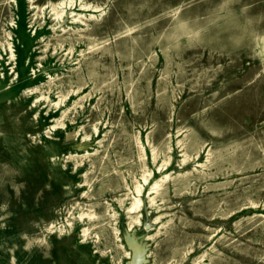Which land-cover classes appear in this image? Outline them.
Segmentation results:
<instances>
[{
    "label": "rangeland",
    "instance_id": "1",
    "mask_svg": "<svg viewBox=\"0 0 264 264\" xmlns=\"http://www.w3.org/2000/svg\"><path fill=\"white\" fill-rule=\"evenodd\" d=\"M0 264H264V0H0Z\"/></svg>",
    "mask_w": 264,
    "mask_h": 264
},
{
    "label": "bare ground",
    "instance_id": "2",
    "mask_svg": "<svg viewBox=\"0 0 264 264\" xmlns=\"http://www.w3.org/2000/svg\"><path fill=\"white\" fill-rule=\"evenodd\" d=\"M56 3V2H55ZM64 2L63 1H61V2H58L57 4H55V5H51V8L53 9V10H56V9H58L62 4H63ZM86 7H90V5L88 6V5H86L85 6V8ZM84 8V7H83ZM88 9V8H87ZM94 9V8H93ZM64 10V9H63ZM64 12V11H63ZM62 12V13H63ZM62 13H59L58 15L56 14V16L57 17H61L62 16ZM72 14H73V12H72ZM71 14V15H72ZM79 15V14H78ZM78 15H73V16H70L71 17V19L72 20H74V19H76V18H78ZM86 16V15H85ZM82 17V16H81ZM80 18V17H79ZM139 206V200L138 199H135L134 200V203L131 205V207L129 208V210H133V209H135V208H137ZM84 232H85V230H84ZM131 246H132V250H134V251H137L138 249H139V247L138 246H136V245H132V244H130Z\"/></svg>",
    "mask_w": 264,
    "mask_h": 264
}]
</instances>
